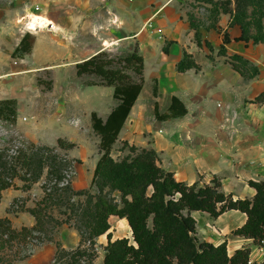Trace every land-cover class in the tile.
I'll list each match as a JSON object with an SVG mask.
<instances>
[{"label": "rangeland", "instance_id": "obj_1", "mask_svg": "<svg viewBox=\"0 0 264 264\" xmlns=\"http://www.w3.org/2000/svg\"><path fill=\"white\" fill-rule=\"evenodd\" d=\"M176 1L173 11L179 14L183 21L185 19L189 22L191 29L197 31L194 39L200 42V45V31L204 38V34L212 32L211 26L220 23L219 15L222 10L230 9L225 3L228 0ZM164 2L0 0V101H17L15 121L0 120V149L8 148L9 153L13 155L19 149L28 150L32 145L51 147L72 162L66 182L77 191L86 190L94 196L98 195L97 186L92 185L94 171L91 170L92 162L101 156L100 137L92 129L91 113L97 112L103 117L117 102L113 99V87L104 86L100 77H78L76 63L96 51H104L109 58L115 60L114 67L120 68L119 59L132 53L136 45L139 49L140 40L144 41L146 37L161 41L165 32L155 25L153 19H142L147 16L146 11L159 7ZM231 8H234L233 4ZM252 10L250 8V14ZM263 14L264 6L262 12L250 19L254 34L260 28L264 33ZM34 15L49 19L55 24V29L50 26L44 29H29L30 18ZM220 28L214 33L222 34L223 28ZM26 34L32 35L34 40L31 53L14 55ZM105 42L111 46H104ZM169 45L170 43L167 47ZM189 47H192V44L189 43ZM201 48L208 53V57H212V54H222L219 53V46L208 40H205V45H201ZM146 56L150 64L153 58L150 59L147 53ZM197 57L202 60L199 55ZM226 63L230 64L229 59L224 62ZM232 63H237L236 65L249 75L254 72L255 68L249 60H233ZM125 72L136 79L130 70ZM150 89L147 84L145 98L150 96ZM146 118H149L148 122L153 119L150 114L146 115ZM60 140H63V144H60ZM126 143L128 142L121 139L113 146L111 155L115 161H121L127 155L135 156L131 153V145ZM69 144H74L75 147L69 148ZM48 184L46 175L31 188L23 181L15 180V187L2 193L0 219L8 218L16 231L27 227L31 233L26 238L22 237L18 241L10 242L11 244L3 249L0 248V264H55L58 249L72 251L81 244V236L75 227L78 216L69 204L52 208V205L47 203V206H51L48 212L54 218V222L49 226L50 230L46 237L45 234L33 230L36 220L27 210L39 207L46 195L45 186ZM49 185L52 186L51 183ZM106 189L105 192H109V187ZM151 192L150 189L149 194ZM108 198H113L114 203L121 205L120 192H112L108 194ZM85 201L86 196H71V203L74 202L75 205H83ZM69 216L71 220L66 222ZM209 218L212 222L215 221L212 217ZM202 219L199 218V221H203ZM121 220L117 216L109 218L112 240L129 238L133 243L132 230L123 231ZM233 236L235 235L232 234L231 237ZM196 239L200 242L198 237ZM249 241L250 244L245 247L251 250L250 260L262 263L264 249L258 243ZM96 242L97 258L92 263L83 261L82 264H103L108 239H102L100 236ZM84 246L89 247V244Z\"/></svg>", "mask_w": 264, "mask_h": 264}, {"label": "trees", "instance_id": "obj_2", "mask_svg": "<svg viewBox=\"0 0 264 264\" xmlns=\"http://www.w3.org/2000/svg\"><path fill=\"white\" fill-rule=\"evenodd\" d=\"M225 3L230 9L222 10V13L231 16L229 26L238 25L241 28V36L236 41L264 45L262 28L254 34L250 20L262 12L264 0H228ZM232 4L234 8H231ZM250 8L253 9L252 14ZM258 24L260 26V21ZM230 41L225 32L224 44L220 47L221 55L227 56L225 44ZM33 43L32 35L26 34L14 55L31 53ZM233 60L244 59L237 55L229 57L232 68L241 72L242 69L237 63H232ZM115 63L102 51L76 64L78 77L96 75L102 79L104 86L113 87V99L117 102L105 120L97 112L91 113L92 129L100 137L101 156L92 179V185L97 186L99 194L94 196L86 190H75L66 182L72 162L51 147L32 145L28 150L19 149L13 155L8 148L0 149V201L4 191L15 187V180H21L31 188L46 175L52 186H45L46 195L39 207L27 210L36 220L33 230L46 237L49 226L54 222L53 215L48 212L50 205L53 208L69 204L78 216L75 227L81 236V244L77 249H58L55 264L92 263L97 258L96 239L103 235H107L108 239L103 264H264V260L262 263L251 262V250L248 247L230 256L226 242L219 245L198 242L195 237L197 221L192 216V212H205L217 219L226 212L240 211L247 215V221L234 234L252 240L264 249V181L248 182L256 190L253 199H234L232 193L226 194L222 190L218 178L213 179L212 185L203 187L197 183L188 185L177 181L173 173L159 166V157L154 149L131 146V153L135 156L127 155L121 161L113 159V146L145 82V61L138 45L132 53L119 59L120 68L114 67ZM192 68L198 69L199 66L185 54L178 64V70L184 72ZM125 70L133 72L136 79ZM153 95L158 97L157 86ZM255 101L264 102V93ZM154 113L157 120L166 121L184 117L187 109L177 97H173L168 113H160L158 102H155ZM16 117L17 101H0V120L13 122ZM59 142L63 144V140ZM74 147V144H69V148ZM108 187L109 192L106 193ZM115 191L121 194V205L114 203L113 198H108V194ZM71 196H86V201L83 205H75L71 203ZM47 203L50 205L47 206ZM70 216L66 222L71 220ZM112 216L128 221L133 243L129 238L112 240V233L109 232V218ZM30 233L27 227L21 231L14 230L8 218L0 219V248L22 237L26 238ZM86 243L89 247L84 246Z\"/></svg>", "mask_w": 264, "mask_h": 264}, {"label": "crops", "instance_id": "obj_3", "mask_svg": "<svg viewBox=\"0 0 264 264\" xmlns=\"http://www.w3.org/2000/svg\"><path fill=\"white\" fill-rule=\"evenodd\" d=\"M163 1L159 7L146 11L147 16L142 19H153L165 36L161 41L146 37L140 40L139 50L145 61L144 87L115 144L122 139L131 146L154 149L159 166L173 173L179 182L203 187L212 185L213 179L218 178L222 190L232 193L234 199H253L256 190L248 182L264 181V102L255 101L264 93V45L236 41L241 36V28L230 27L231 16L221 13L220 23L210 27L212 32L204 34L203 38L200 31L201 45L208 40L219 49L224 44V33L230 37L231 41L225 44L227 56L212 54L211 59L194 39L196 32L190 23L173 11L177 1ZM220 27L222 34H215ZM146 53L153 58L150 64ZM185 54L198 69L178 70ZM233 55L249 60L255 68L253 74L224 64ZM147 84L151 89L150 96L145 98ZM155 86L158 87L157 98L153 95ZM173 97L184 104L187 114L182 118L157 120L155 102L159 104L160 113L166 114ZM114 108H109L102 118L105 120ZM149 114L153 119L148 122L146 115ZM98 160L92 162L91 172ZM192 216L197 221L195 237L200 242L214 245L226 242L230 256L250 244L249 240L234 234L247 221V215L240 211L226 212L213 218V222L205 212H192ZM126 225L128 221L122 219L123 231H131ZM232 234L235 236L231 237Z\"/></svg>", "mask_w": 264, "mask_h": 264}, {"label": "bare ground", "instance_id": "obj_4", "mask_svg": "<svg viewBox=\"0 0 264 264\" xmlns=\"http://www.w3.org/2000/svg\"><path fill=\"white\" fill-rule=\"evenodd\" d=\"M30 28L32 30H37L39 29H44L48 26H50L51 28L55 29V24H53V22H51L49 19L45 18L44 16H40V15H34L30 18ZM104 46L106 47H110L111 44H109L108 42L104 43ZM107 49V48H106ZM127 228H129V225L127 226Z\"/></svg>", "mask_w": 264, "mask_h": 264}, {"label": "built area", "instance_id": "obj_5", "mask_svg": "<svg viewBox=\"0 0 264 264\" xmlns=\"http://www.w3.org/2000/svg\"><path fill=\"white\" fill-rule=\"evenodd\" d=\"M252 262V261H251Z\"/></svg>", "mask_w": 264, "mask_h": 264}]
</instances>
